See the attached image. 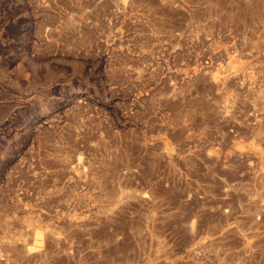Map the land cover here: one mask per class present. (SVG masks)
<instances>
[{
  "label": "rangeland",
  "instance_id": "obj_1",
  "mask_svg": "<svg viewBox=\"0 0 264 264\" xmlns=\"http://www.w3.org/2000/svg\"><path fill=\"white\" fill-rule=\"evenodd\" d=\"M0 264H264V0H0Z\"/></svg>",
  "mask_w": 264,
  "mask_h": 264
}]
</instances>
